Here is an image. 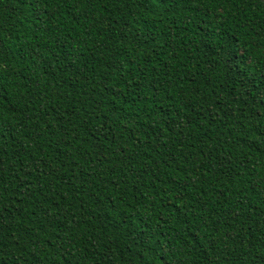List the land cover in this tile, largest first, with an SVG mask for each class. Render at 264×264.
<instances>
[{
	"label": "trees",
	"instance_id": "trees-1",
	"mask_svg": "<svg viewBox=\"0 0 264 264\" xmlns=\"http://www.w3.org/2000/svg\"><path fill=\"white\" fill-rule=\"evenodd\" d=\"M0 264H264V0H0Z\"/></svg>",
	"mask_w": 264,
	"mask_h": 264
}]
</instances>
